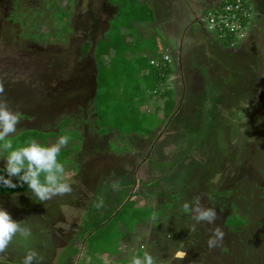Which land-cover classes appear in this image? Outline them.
I'll use <instances>...</instances> for the list:
<instances>
[{
	"label": "rangeland",
	"instance_id": "374dc122",
	"mask_svg": "<svg viewBox=\"0 0 264 264\" xmlns=\"http://www.w3.org/2000/svg\"><path fill=\"white\" fill-rule=\"evenodd\" d=\"M215 1L148 0L156 19L147 38L157 33L165 43L175 68L168 84L176 92L177 110L165 117L161 100L156 119L163 121L147 123L153 132L124 139L117 131L98 132L93 47L81 53L84 42L94 45L104 36L117 6L108 0H75L71 17L61 19L59 3L67 0H0V104L19 114L17 132L55 129L59 119L70 115L84 136L81 151L64 164L70 193L45 203L31 191L0 199V207L32 229L30 239L14 238L5 253L8 264H19L26 251L38 252L43 264H82L78 236L85 218L100 210L95 205L104 190H111L113 198L124 197V220L132 221L137 211L126 203L129 199L157 211L163 200L171 201L166 211L159 209L168 217L139 231L130 253L142 248L156 264H264V0H255L248 28L238 46L228 49L207 31V19L187 29L190 13ZM48 26L53 28L49 35ZM139 37L142 52L149 54L150 42L144 44V34ZM155 109L154 101L142 108ZM170 171L179 177L166 186L178 195L174 200L168 191L157 192L165 186L162 175ZM197 201L215 208L213 224H197L192 213L179 215L185 203ZM234 213L248 223L231 232L225 221ZM216 228L225 235L210 249Z\"/></svg>",
	"mask_w": 264,
	"mask_h": 264
},
{
	"label": "trees",
	"instance_id": "16d2710c",
	"mask_svg": "<svg viewBox=\"0 0 264 264\" xmlns=\"http://www.w3.org/2000/svg\"><path fill=\"white\" fill-rule=\"evenodd\" d=\"M108 1L117 6V12L109 20L107 31L94 45L88 40L81 47L83 56L87 55L90 48L93 47V55L96 59V91L93 99V106L97 114L95 122L98 125L100 134L117 131L124 139L144 137L153 132L154 128L150 126L154 122L160 124L163 121L162 119H156L161 100H163L165 117H170L177 110L176 92L168 84V78L175 72V68L171 61L165 60V43H162L157 33H154L153 39L147 38V34L152 37L149 34V26L154 25L156 19L155 12L149 5L148 0ZM236 1L217 0L212 3L213 5L206 7L202 15L203 24L205 25L204 19L208 21L211 13L220 12L227 3H236ZM74 2L75 0H67V3H59V18L71 17ZM239 2L244 6V11L252 8V16L255 14V0H239ZM241 16L245 19L243 23L246 25L251 17L248 18L243 14ZM205 27L210 35L220 42L223 48L228 49L238 46V34L228 32L226 36L219 37L208 30L207 22ZM46 29L47 35L53 31L51 26ZM143 34L146 38L144 44L147 40L150 42L148 43L149 54L142 52L143 41L139 36ZM54 35L58 37V33ZM152 101L155 102L156 111H143V106ZM74 123L73 116L67 115L58 120L55 129L24 128L17 132L13 139L17 145H23L31 139H35L42 144H50L55 143L56 138L61 134L69 135L71 138L70 143L62 150L59 157L60 161L65 164L66 162H72L73 156L79 153L82 148L84 136L82 131L75 127ZM147 123H149V127ZM112 144L114 148L118 147L114 141ZM126 147H122L123 150H127L128 147ZM122 148L118 151H122ZM0 167H3V165ZM166 170L167 167L162 168V172L165 173ZM3 174L6 175V173ZM171 177L179 178L176 173L171 174V171L169 174L162 175L161 178L165 186L158 191L155 190V192H167L168 188L166 186H168V181L172 179ZM128 185L130 184L125 186ZM27 192H30V190L26 185L16 189L0 187V199ZM109 192L111 190L100 192L98 200L99 202L104 200L102 201L103 207H100V210L95 209L94 214L90 213L88 215L90 219L85 218L84 220L83 230L76 243L77 252L79 248L84 247L82 264H131L133 256L143 257L145 253L142 248H138L135 253L129 252V248L135 244L137 233L151 224L154 226L161 225L164 218L169 215L168 212L167 215L160 214L159 209L162 207L166 211L171 201L163 200L157 206V211L156 207L148 205L147 202L131 204V199H129L126 203L128 205L130 203V207L136 208L137 211L132 216V221L124 220L122 219L125 218L123 213L126 209V204L123 206L124 197L119 200L113 198ZM128 193L129 191L126 195ZM168 193L173 200L178 198V195L171 194L170 191ZM229 194H231V191L227 190L226 195ZM104 197L105 199H103ZM114 207L115 209H113ZM232 207L236 208V203H232ZM154 209H156L155 213L157 214V221L155 222L151 219ZM108 210L112 211L108 212ZM183 212L182 208L179 215L181 216ZM247 223V220L238 213L229 216L225 221L226 227L231 232L246 228ZM117 225H119L118 231L115 230ZM227 251L229 252L230 249L225 252ZM148 254L150 253L148 252ZM107 260L108 263H106ZM66 263H68L67 260H64L63 264Z\"/></svg>",
	"mask_w": 264,
	"mask_h": 264
},
{
	"label": "clouds",
	"instance_id": "9594fccd",
	"mask_svg": "<svg viewBox=\"0 0 264 264\" xmlns=\"http://www.w3.org/2000/svg\"><path fill=\"white\" fill-rule=\"evenodd\" d=\"M3 91L0 87V94ZM19 123V114L6 103L0 104V160L3 161V167H0V187L16 189L26 185L32 197L40 203L70 193L72 185L67 182L65 165L59 159L62 150L70 143V136L61 134L55 143L50 144L31 139L23 145H17L13 136L18 131ZM95 206L103 207V202ZM183 211L192 213L197 224H213L217 217L215 208L202 207L199 201L194 206L185 203ZM151 219L157 221V214L153 213ZM224 235L223 231L216 228L208 240V247L211 249L219 246ZM17 236L28 240L32 236V229L14 220L7 209L0 207V264H8L5 253ZM177 255L183 257L186 253ZM19 264H43V258L38 252L26 251ZM131 264H156V261L152 255L145 252L143 257L133 256Z\"/></svg>",
	"mask_w": 264,
	"mask_h": 264
},
{
	"label": "built area",
	"instance_id": "2783aa9c",
	"mask_svg": "<svg viewBox=\"0 0 264 264\" xmlns=\"http://www.w3.org/2000/svg\"><path fill=\"white\" fill-rule=\"evenodd\" d=\"M250 10L244 11V6L239 2V0L234 2H229L225 5L222 11H216L211 13L208 17L207 28L213 35H218L219 37H224L230 33L238 34L239 38H242L244 34V29L248 28L250 21L246 22L242 18V14L246 17H252V8ZM244 11V12H243ZM165 60L170 61L168 55H165ZM154 62V61H152Z\"/></svg>",
	"mask_w": 264,
	"mask_h": 264
},
{
	"label": "flooded vegetation",
	"instance_id": "af4514ba",
	"mask_svg": "<svg viewBox=\"0 0 264 264\" xmlns=\"http://www.w3.org/2000/svg\"><path fill=\"white\" fill-rule=\"evenodd\" d=\"M204 7V6H203ZM199 9L201 10V13L199 14ZM198 9V14H199V16H198V18L200 19H198L199 21H197V19H195V18H192V20H190L189 22L191 23V22H193V24H195V23H202L203 24V22L201 21V20H203V18H202V15H203V8H199ZM257 16V15H256ZM259 17V16H258ZM188 24L187 25V29H189L193 24Z\"/></svg>",
	"mask_w": 264,
	"mask_h": 264
},
{
	"label": "crops",
	"instance_id": "0c3cea01",
	"mask_svg": "<svg viewBox=\"0 0 264 264\" xmlns=\"http://www.w3.org/2000/svg\"><path fill=\"white\" fill-rule=\"evenodd\" d=\"M203 6H204V7H203ZM205 6H206V4H202L201 6H197L196 9H197V8H198V9H199V8H203V11H204V9L206 8ZM198 9H197V11H198ZM197 11H196V13H198ZM196 13H195V11L192 12V13H190L189 21H190V19H192V18H195V19H196V17H195V16H196ZM200 13H201V10L199 9V14H200ZM199 14H198V15H199ZM191 17H192V18H191ZM186 19H187V18H186ZM197 19H198V18H197ZM187 22H188V20H187ZM189 23H190V22H189ZM189 23H188V24H189ZM190 24H193V22H191Z\"/></svg>",
	"mask_w": 264,
	"mask_h": 264
}]
</instances>
